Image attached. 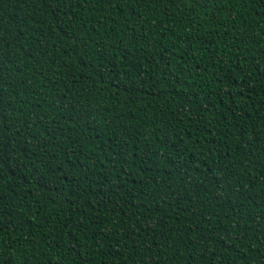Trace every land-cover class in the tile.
I'll use <instances>...</instances> for the list:
<instances>
[{
  "label": "trees",
  "instance_id": "16d2710c",
  "mask_svg": "<svg viewBox=\"0 0 264 264\" xmlns=\"http://www.w3.org/2000/svg\"><path fill=\"white\" fill-rule=\"evenodd\" d=\"M192 16L0 0V264H264V0Z\"/></svg>",
  "mask_w": 264,
  "mask_h": 264
},
{
  "label": "snow or ice",
  "instance_id": "6c2138e0",
  "mask_svg": "<svg viewBox=\"0 0 264 264\" xmlns=\"http://www.w3.org/2000/svg\"><path fill=\"white\" fill-rule=\"evenodd\" d=\"M65 0H42V3L46 5H51V4H62L64 3ZM88 2V0H76L77 4L83 5L84 3ZM97 2H100V0H97ZM134 3L137 5L143 3L147 5L149 8L154 5V4H166L169 6L174 7L177 12L180 13L181 19H186L187 20V25L186 27L191 26L193 23H195L194 17L192 16V13L195 11L196 7H208L209 5H212L215 3V0H133ZM186 8L187 11H182V9ZM179 22V21H177ZM68 23V26H72V21H66ZM78 39V37H77ZM231 93L226 91L225 95H230ZM242 94V93H241ZM127 161L125 160V163ZM37 181L39 182L41 177L36 178ZM2 231V230H0ZM0 248H3L2 244V237H0Z\"/></svg>",
  "mask_w": 264,
  "mask_h": 264
}]
</instances>
